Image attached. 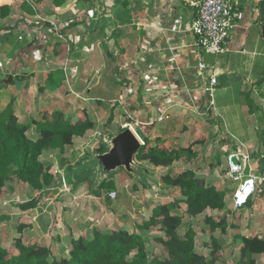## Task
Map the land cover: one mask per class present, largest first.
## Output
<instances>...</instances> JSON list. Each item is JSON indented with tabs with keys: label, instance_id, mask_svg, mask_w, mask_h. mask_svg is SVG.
I'll list each match as a JSON object with an SVG mask.
<instances>
[{
	"label": "crops",
	"instance_id": "1",
	"mask_svg": "<svg viewBox=\"0 0 264 264\" xmlns=\"http://www.w3.org/2000/svg\"><path fill=\"white\" fill-rule=\"evenodd\" d=\"M236 1L241 11L237 26L224 51L211 55L191 31L195 9L185 0H110L104 13L95 6L97 0H66L62 6L53 0H0V7L9 8L8 15L0 11V81L12 76L3 92L14 109L17 100H27L26 110L33 112L47 101L58 106L55 93L65 89L69 94L73 82L74 91L96 101V113L127 112L140 137L160 147H183L193 131L200 139L208 111L223 117L220 109L229 107L225 100L240 92L239 109L249 130L247 142L240 143L243 155L264 177L252 158L264 152V123L257 113L264 107L250 100L264 84V0ZM76 3L84 4L78 6L82 21L72 16ZM212 77L217 79L213 107L206 90ZM38 91L43 95L34 101ZM162 114L169 118L160 122ZM262 231L256 226L255 234L242 236L264 237Z\"/></svg>",
	"mask_w": 264,
	"mask_h": 264
},
{
	"label": "rangeland",
	"instance_id": "2",
	"mask_svg": "<svg viewBox=\"0 0 264 264\" xmlns=\"http://www.w3.org/2000/svg\"><path fill=\"white\" fill-rule=\"evenodd\" d=\"M76 4H78L76 12H72V16L76 21H82L84 13L79 11L78 6L82 8L84 4L81 6L80 3ZM0 83L1 90L10 84L5 83V80ZM72 83L69 86L67 82L69 90L66 89L69 94L65 89L55 93L54 96L61 100L56 106L59 108L54 107V102L47 101L46 107L41 105L31 112L29 109L26 110L27 100H17L15 112L20 121L32 124L28 131L32 139L37 138L34 121L50 118L55 112H62L73 121L88 117L95 121L96 128L88 131L84 137H76L74 144L64 154L59 150L44 152L42 159L47 165H51L56 184L50 188L51 194L44 198L37 208L25 206L40 196L38 191L16 178L7 182L0 199V242L12 253L15 252L16 238L22 237L26 243H39L50 247L52 256L61 258L69 255L72 237L91 238L96 230L111 232L127 229L132 233L143 234L151 256L161 255L165 253L162 243L165 239L164 232L159 227L140 231L138 226L151 217L156 205L176 200L180 201L177 210L184 218L181 232L184 233L189 227L194 228L197 232L196 248L206 255L212 250V237L215 236L221 246L222 262L235 264L239 260L242 242L238 236L244 233L255 234L256 226H261L264 235L263 175L253 170L260 179L257 181V189L251 202L240 210L233 206L234 194L242 181V176L251 172L248 166L243 173H232L229 160L233 152L243 157L244 152L240 143L249 139V130L244 124L242 109H239L242 103L240 92L224 99L229 107L226 110L220 109L223 117L216 110L208 111L207 123L201 128L204 135L196 140L194 139L196 132L193 131L183 146H192L197 156L191 158L185 156L182 160L176 161L169 171L168 168L155 167L149 162H139L135 156L128 159L116 151L117 138L127 132L132 133L140 145H143L144 140L138 134L141 130L132 126V119L127 112L117 114L107 109L96 113V101L90 100L89 95L74 91L77 88ZM7 95L5 92L1 101L4 106L10 100V95ZM42 95L38 91L33 100L40 99ZM214 96L219 97L216 93ZM250 100L260 108L264 107V84L251 93ZM257 113L264 123V110H257ZM78 114L82 117H78ZM259 131H262L261 126ZM110 137L112 141H107L106 139ZM173 147L180 148L179 145ZM102 148L105 151L103 153ZM254 153L252 158L260 163V172H263L264 152ZM188 168L194 169L199 177L227 192V206L223 211L208 210L197 217L187 213L185 196L179 188L168 186L163 181V176L169 172L177 176ZM107 180H114L116 188L110 191L103 190L101 184ZM113 193H116V196ZM108 196L111 197L110 200L107 199ZM206 215H213L218 220L219 217H226L227 231L223 233L221 229H216L213 232L211 225L205 222ZM21 225L24 226L23 233L18 231ZM258 260L264 262V256H258Z\"/></svg>",
	"mask_w": 264,
	"mask_h": 264
},
{
	"label": "trees",
	"instance_id": "3",
	"mask_svg": "<svg viewBox=\"0 0 264 264\" xmlns=\"http://www.w3.org/2000/svg\"><path fill=\"white\" fill-rule=\"evenodd\" d=\"M65 2L66 0H53L56 6H62ZM8 9L7 6L0 7L3 16L9 14ZM262 36L264 38V17ZM52 80L55 82L54 78ZM261 80L260 84L264 78ZM3 95V89H0V199L7 182L16 178L40 193L39 197L25 206L35 209L51 194L50 188L56 184L51 165H47L42 159L44 152L59 150L64 154L74 144L76 137H84L88 131L96 128V123L88 117L73 121L64 113L55 112L50 118L35 121L40 135L35 140L28 134L32 124L20 121L13 101L9 100L5 106L1 104ZM208 98L211 101L209 94ZM144 141L145 144L135 154L136 160L165 167L169 171L176 161L185 156H197L192 146L160 147L150 140ZM101 152H105L103 148ZM163 181L168 186L181 190L185 196L187 213L192 217L205 214L208 210L223 211L227 206V192L199 177L192 168L177 176L169 172L163 176ZM101 187L110 191L116 188V182L107 180ZM107 199L110 200L111 197L108 196ZM179 205V200L156 205L151 217L138 226L140 231L159 227L164 232L165 239L162 243L165 253L161 255H150L145 237L141 233H132L127 229L111 232L96 230L91 238L72 237L69 255L61 258L52 256L50 247L39 243H26L22 237L16 238L13 253L0 242V264H228L221 261V246L215 236L212 237V250L206 255L196 248L197 232L194 228L189 227L184 233L181 232L184 218L178 212ZM205 222L211 225L213 232L221 229L224 233L228 229L226 217H219L218 220L213 215H206ZM23 230L24 226H19V233H23ZM240 239V257L235 264H264L258 260V256H264V237L241 235Z\"/></svg>",
	"mask_w": 264,
	"mask_h": 264
},
{
	"label": "built area",
	"instance_id": "4",
	"mask_svg": "<svg viewBox=\"0 0 264 264\" xmlns=\"http://www.w3.org/2000/svg\"><path fill=\"white\" fill-rule=\"evenodd\" d=\"M185 2L195 9L191 31L197 36L199 47L205 53L211 55L220 54L226 48L231 33L241 17L238 2L236 0H185ZM216 84L217 79L212 77L210 85L206 88L211 97V106L214 105L213 94ZM168 118L167 114H162L158 117V121L161 122ZM143 144H145V141H143ZM234 156L240 161L239 165H235L232 162ZM229 160L231 171L234 174L243 173L245 169L249 168V156L247 155H243L241 158L239 154L234 152L230 154ZM250 171L248 175L242 176V181L234 194L233 206L237 210L248 205L256 192L257 181L260 177L253 172L251 166ZM113 195L116 196V193H113Z\"/></svg>",
	"mask_w": 264,
	"mask_h": 264
},
{
	"label": "water",
	"instance_id": "5",
	"mask_svg": "<svg viewBox=\"0 0 264 264\" xmlns=\"http://www.w3.org/2000/svg\"><path fill=\"white\" fill-rule=\"evenodd\" d=\"M110 0H97V2L95 3V6L101 11V13H104V11L106 10L107 6H108V2ZM12 79V76H10L7 80H5V83H8L10 80ZM117 150L119 153L126 156V158L128 159H132L133 156H135L136 152L140 149L141 145L139 143V141L136 139V137L130 133H124L123 136H121L120 138L117 139ZM118 154V153H116ZM130 161V160H129ZM232 162L235 165H239L240 161L238 160V158L236 156H234L232 158Z\"/></svg>",
	"mask_w": 264,
	"mask_h": 264
}]
</instances>
